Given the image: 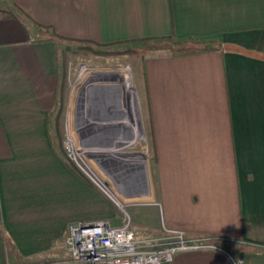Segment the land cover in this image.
Segmentation results:
<instances>
[{
	"label": "crops",
	"instance_id": "obj_1",
	"mask_svg": "<svg viewBox=\"0 0 264 264\" xmlns=\"http://www.w3.org/2000/svg\"><path fill=\"white\" fill-rule=\"evenodd\" d=\"M55 35L221 44L145 58L154 178L136 229L158 234L161 214L164 228L221 248L168 264H264V0H0V264L67 259L70 223L121 225L114 200L50 137L64 41L45 39Z\"/></svg>",
	"mask_w": 264,
	"mask_h": 264
},
{
	"label": "rangeland",
	"instance_id": "obj_2",
	"mask_svg": "<svg viewBox=\"0 0 264 264\" xmlns=\"http://www.w3.org/2000/svg\"><path fill=\"white\" fill-rule=\"evenodd\" d=\"M84 44L64 41L61 48V57L65 59L62 52L70 47L66 56L68 66L65 100L63 99V152L92 184H95L93 176L103 187L110 189L121 218V225L116 226L128 224L138 234L141 245L147 249L167 247L176 239L164 228L161 214L155 215V222L162 227L158 228V234L152 237L143 236L136 229L138 208L150 203L147 197L150 195V185H153L154 151L143 119L146 102L143 76L134 74L133 68L136 58L145 59L149 51L144 50L142 44L135 41L105 46L101 52H88L82 48ZM132 49L140 54L134 56L131 52H126ZM108 51L120 53L108 54ZM105 73L127 75L129 82L126 89L132 94L133 99L131 95L130 98L134 100V104H130L131 109L128 104H124V111L128 112V115L136 111L134 115L142 131L139 139H135L131 132H123V136L118 133L119 128L116 126L120 124L116 121H125L126 116L122 114L114 121L117 116L111 113L121 109L119 96L122 97L124 91H121V85L116 79L104 80ZM60 106L59 98L52 117H55ZM111 122H114V125ZM124 137L127 139L124 140ZM67 142L83 168L78 167L69 156ZM114 143L118 148H114ZM110 152L114 155H107ZM142 194L144 197L138 196ZM142 214L146 216V213ZM188 237L196 236L186 235V238Z\"/></svg>",
	"mask_w": 264,
	"mask_h": 264
},
{
	"label": "built area",
	"instance_id": "obj_3",
	"mask_svg": "<svg viewBox=\"0 0 264 264\" xmlns=\"http://www.w3.org/2000/svg\"><path fill=\"white\" fill-rule=\"evenodd\" d=\"M66 147L75 164L83 168L68 142ZM92 180L113 199L109 188L103 187L93 176ZM165 229L173 234L175 242L167 247L147 249L128 224L116 226L108 220L70 223L66 237L69 257L51 264H168L181 252L221 250L210 237L188 239L182 230Z\"/></svg>",
	"mask_w": 264,
	"mask_h": 264
},
{
	"label": "trees",
	"instance_id": "obj_4",
	"mask_svg": "<svg viewBox=\"0 0 264 264\" xmlns=\"http://www.w3.org/2000/svg\"><path fill=\"white\" fill-rule=\"evenodd\" d=\"M63 40V41H75L79 43H85L83 45V49L87 50L88 52H101L103 47L110 46L114 44L119 43H130V42H140L142 44V48L146 51H165L170 53L171 55H188V54H194L204 51H213L220 49L221 44L219 42L215 41H201L198 39H190V40H181L178 39L175 36H164V37H149V38H140V39H133V40H124V41H118V42H112V43H101V42H95L91 40H75L71 38H65L63 36H53L49 37L45 40ZM96 45V46H95ZM126 52H131L132 55H139V51L135 50H128ZM107 53V52H106ZM116 54L120 52H110L108 51V54ZM62 54L65 56V59L60 56V73H59V82H58V90L57 95L58 99L60 98V109L55 115V117L50 116V137L52 141L55 143H59V145L63 148V138H64V126H63V111H64V98H65V92H66V71L68 66V50H64ZM144 62L145 59H137L135 60L133 72L136 75H142L145 77L144 72ZM64 99V100H63ZM58 104V100L55 104ZM143 107V105H142ZM64 149V148H63ZM65 155V153H64ZM65 160L68 163V165L81 177L85 178L84 175L79 171V169L72 164V162L68 159V157L65 155Z\"/></svg>",
	"mask_w": 264,
	"mask_h": 264
},
{
	"label": "bare ground",
	"instance_id": "obj_5",
	"mask_svg": "<svg viewBox=\"0 0 264 264\" xmlns=\"http://www.w3.org/2000/svg\"><path fill=\"white\" fill-rule=\"evenodd\" d=\"M103 75H105L104 77H105V79L104 80H106V79H109V80H114V79H116L118 82L117 83H119L120 85H121V91L123 90L124 91V93H123V98L122 97H120L119 96V98H120V104H121V109H117V110H114L113 111V113H111V115L112 114H114V115H116L117 117H116V119L114 120V121H116L117 119H118V117H120V116H122V114L124 115V116H126V119L125 118H123V119H125V121L124 120H121V121H116V122H118L120 125H117L116 127L117 128H119L118 129V133L119 134H121L122 135V133L123 134H126V133H128L129 132V134H130V132H131V134H132V136L133 137H135V139H139L140 137H141V135H142V131H141V128H140V124H139V122H138V119L136 120V118H135V115H134V112H136V111H134V112H131L129 115L127 114V113H125V106H124V104H128L127 106L129 107V109H131L130 107V104L131 103H133L134 104V100L132 101V99H133V96H132V94L131 93H129V92H127L128 90L126 89L127 87V83L129 82V80H128V77H127V75L126 74H123V73H114V74H112V73H105V74H103ZM116 83V84H117ZM111 85V84H110ZM110 85H108V86H110ZM108 90V89H107ZM130 95H131V98H130ZM116 107H118V106H116ZM120 107V106H119ZM132 111V110H131ZM132 114V115H131ZM137 115V114H136ZM109 117V116H108ZM135 119H134V118ZM113 121V120H112ZM137 121V122H136ZM112 123V125H114L113 123L114 122H111ZM110 123V124H111ZM108 124V123H107ZM109 124V125H110ZM123 136V135H122ZM124 140H126L127 138L126 137H124L123 138ZM111 141V140H110ZM112 142H114V141H112ZM115 144V143H114ZM116 145V144H115ZM114 148H118L117 147V145L114 147ZM107 155H110V156H113L114 154L113 153H108ZM116 158V157H115ZM141 163V162H140Z\"/></svg>",
	"mask_w": 264,
	"mask_h": 264
},
{
	"label": "water",
	"instance_id": "obj_6",
	"mask_svg": "<svg viewBox=\"0 0 264 264\" xmlns=\"http://www.w3.org/2000/svg\"><path fill=\"white\" fill-rule=\"evenodd\" d=\"M68 50L70 49V47L67 48Z\"/></svg>",
	"mask_w": 264,
	"mask_h": 264
}]
</instances>
